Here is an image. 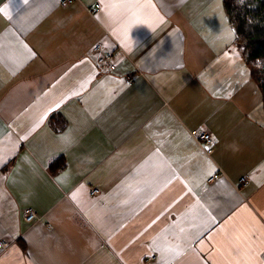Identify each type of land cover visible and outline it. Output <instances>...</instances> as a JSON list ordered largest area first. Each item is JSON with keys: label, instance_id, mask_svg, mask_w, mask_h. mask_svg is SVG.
Masks as SVG:
<instances>
[{"label": "crops", "instance_id": "crops-1", "mask_svg": "<svg viewBox=\"0 0 264 264\" xmlns=\"http://www.w3.org/2000/svg\"><path fill=\"white\" fill-rule=\"evenodd\" d=\"M0 239V264H264V110L222 0H0Z\"/></svg>", "mask_w": 264, "mask_h": 264}, {"label": "trees", "instance_id": "trees-1", "mask_svg": "<svg viewBox=\"0 0 264 264\" xmlns=\"http://www.w3.org/2000/svg\"><path fill=\"white\" fill-rule=\"evenodd\" d=\"M223 10L244 46L251 81L257 86L264 110V0H222ZM65 167L63 159L50 166L51 172Z\"/></svg>", "mask_w": 264, "mask_h": 264}, {"label": "built area", "instance_id": "built-area-1", "mask_svg": "<svg viewBox=\"0 0 264 264\" xmlns=\"http://www.w3.org/2000/svg\"><path fill=\"white\" fill-rule=\"evenodd\" d=\"M100 9L99 5H96L91 12L96 13ZM93 53L95 54L96 66L100 70V72H117L116 65L113 62V58L109 53H106L100 45H97L93 49ZM125 82L127 85L132 84V77L125 76ZM191 137L194 141L203 149L206 155L211 156L213 154V145H214V137L212 134L204 130L202 128L190 131ZM217 176H213L208 179L207 183H212L215 181ZM248 183L247 178L243 177L238 181V186L242 187ZM100 195V191L98 189L90 190V197H97ZM24 221L27 224H33L35 222H40L41 219L36 218V215L31 210H26L24 212ZM50 226H48L49 228ZM9 248V243L0 239V252H4ZM153 260V258H151Z\"/></svg>", "mask_w": 264, "mask_h": 264}, {"label": "bare ground", "instance_id": "bare-ground-1", "mask_svg": "<svg viewBox=\"0 0 264 264\" xmlns=\"http://www.w3.org/2000/svg\"><path fill=\"white\" fill-rule=\"evenodd\" d=\"M25 211H26V210H25ZM48 226H49V225H48ZM48 226H47V227H48ZM49 228H50V227H49Z\"/></svg>", "mask_w": 264, "mask_h": 264}]
</instances>
